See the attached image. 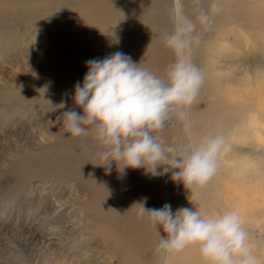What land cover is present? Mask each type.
<instances>
[{
    "label": "bare ground",
    "instance_id": "1",
    "mask_svg": "<svg viewBox=\"0 0 264 264\" xmlns=\"http://www.w3.org/2000/svg\"><path fill=\"white\" fill-rule=\"evenodd\" d=\"M173 2L133 0L134 9L129 10L127 0L124 4L122 0H0V39L4 40L0 43V66L9 65L15 74L0 80L3 88L0 92V103L3 104L0 124L22 123L20 119L12 121L13 114L27 115L40 110L37 114L40 124L49 122L41 125L43 134L54 138L51 144L39 147L36 152L19 151L9 170L22 180L36 178L86 188L84 201L80 200L81 194L71 199L77 208L78 222L72 232L73 250L78 249L76 252L80 251L81 255L76 257L75 252L71 258H68L71 255L56 256L60 260L54 263L53 254L52 260L48 259L44 264H200L197 253L191 248L170 255L157 252L156 237L151 227L140 219L134 205L147 197L146 208L159 209L170 204L175 211L190 207L189 197L194 209L198 207L210 212L207 200L199 195L193 198L199 189L187 192L180 184L175 187L171 173L151 176L143 169H126V175L120 176L113 165L111 173L106 174L104 167L95 166L102 162L95 156L99 146L91 132L72 137L64 133L58 122L64 111H80L75 108L72 95L74 85L82 83L86 74V62L103 59L115 52L125 53L127 35L119 29L120 20L125 26L134 22L140 27L136 33L139 58L133 62L141 61V66L163 74L164 68L173 60V54L163 46V37L173 27L170 15ZM181 2L185 13L195 20L197 10L209 8L212 0ZM219 2L222 11L212 16L209 28H202L197 23L200 42L193 49L192 60L202 70L204 82L193 104L186 110L193 125L192 135L189 137L185 133L183 124L174 116L158 133L167 143L183 147L208 133L224 135L234 127H240L243 135L248 134L249 128L242 126L240 117L249 113L255 99L240 95L241 100H238V89L242 84L231 86L224 81L229 73L237 72L235 65L238 68L249 66V54L240 66L238 63L232 65L228 59L234 51L231 50V55L223 53L221 50L226 46L221 47V44L228 43L236 49V45L244 40H239L237 34H253L255 26L261 25L263 0ZM82 25L86 27L85 35L79 32ZM147 25L149 28L144 30ZM243 50L247 49L243 46ZM28 71L41 74V78ZM247 81L244 85L248 89ZM226 95L228 99L224 98ZM25 103L24 107L17 106ZM9 104L14 106L13 111L7 107ZM27 105L32 108L29 110ZM44 200L47 201L39 198L38 206ZM53 220L49 223L55 225V232L49 233L50 237L58 233L57 222ZM41 222L47 223L46 219Z\"/></svg>",
    "mask_w": 264,
    "mask_h": 264
},
{
    "label": "clouds",
    "instance_id": "2",
    "mask_svg": "<svg viewBox=\"0 0 264 264\" xmlns=\"http://www.w3.org/2000/svg\"><path fill=\"white\" fill-rule=\"evenodd\" d=\"M220 11L219 0H212L209 8L197 10L193 20L181 0H174L170 9L173 27L163 37V46L173 60L162 75L122 52L86 62V74L82 83L74 85L72 95L80 111L68 109L58 122L72 137L91 132L99 146L95 156L102 162L95 166L110 174L115 165L120 176L126 175V169H143L151 176L171 173V181L187 192L203 188L213 179L219 157L227 150L223 135L208 133L180 147L167 143L158 133L175 116L191 137L193 125L186 110L204 82L202 70L192 60L193 49L200 42L197 23L209 28L212 16ZM187 200L190 207L175 211L170 204L146 208L147 197L134 204L156 237L157 252L170 255L191 248L200 264H261L237 207L201 211L194 209L189 197Z\"/></svg>",
    "mask_w": 264,
    "mask_h": 264
},
{
    "label": "rangeland",
    "instance_id": "3",
    "mask_svg": "<svg viewBox=\"0 0 264 264\" xmlns=\"http://www.w3.org/2000/svg\"><path fill=\"white\" fill-rule=\"evenodd\" d=\"M122 1L124 4L126 0ZM127 1L130 4H128L129 10L134 9L133 0ZM123 17L126 20V14ZM260 21L261 25L255 26L252 35L250 33L248 36L243 32L240 35L237 34L239 40L244 39L236 45L238 48H231L228 43L221 44V47L226 46L221 50L223 53L231 55V50L234 51V55L228 59L232 65L238 63L240 66L239 63H243L246 54H249V66L246 63H244L245 68H238L235 65L237 72L229 73L224 81V84H231V86L242 84L238 89V100H241V96H247L246 99H255L249 113L240 117L242 126L249 128L248 134L243 135L240 127L231 128L224 133L227 150L222 151L219 157L218 172L206 186L198 188L199 190L195 193L197 195L193 198L199 195L207 200L210 211L237 207L244 219V227L249 234L252 250L259 257L261 264H264V27H262L264 11ZM118 25L122 33L127 35L124 54L130 56L132 61L138 59L136 33L140 27L134 22L125 26L122 20L118 22ZM85 28L82 25L80 27L82 31L79 30L83 35L87 33ZM148 28L149 25L144 30ZM3 42L4 40L0 39V43ZM243 46L247 50H243ZM12 70L13 68L9 65L0 66V80L11 77V73L14 74ZM32 73L28 71V74ZM32 75L41 78L39 73L34 72ZM245 79L249 80V90L245 86L248 82ZM2 89L0 86V92L3 91ZM241 91L243 92L240 93ZM224 98L228 99L227 95ZM231 98L232 95H230ZM219 100L224 101L222 98ZM26 104L17 106L24 107ZM8 106L9 110L13 111L14 106L12 104ZM27 107L29 110L32 108L29 105ZM1 108L3 104L0 103ZM36 111L27 115L12 113V121L20 119L22 123L18 121L12 126L9 123L0 124V264H44L54 256L52 259L55 263L61 256L73 257L78 250H73L72 232L78 226V222L76 221L77 208L71 199L81 194L83 197L80 200L84 201L86 188L84 186L75 188L71 184L63 186L36 178L22 180L9 170L14 155H17L19 151L36 152L39 147L53 142L54 138L44 136L42 131L43 126L48 125L49 122L40 124L41 121L37 115L40 110ZM178 186L179 184L175 185V187ZM39 198L47 199V201L44 200V203L38 206ZM196 209L201 210L198 207ZM250 215L253 216L247 218ZM42 219H46L47 223H42ZM52 220L57 222L58 233L50 237L48 234L55 232L53 229L55 225L51 226L49 223ZM33 234L34 237H32ZM77 252L75 255L79 257L80 251L78 254Z\"/></svg>",
    "mask_w": 264,
    "mask_h": 264
}]
</instances>
